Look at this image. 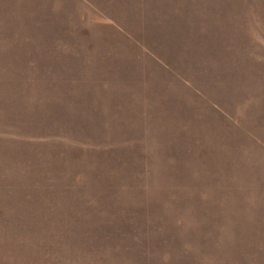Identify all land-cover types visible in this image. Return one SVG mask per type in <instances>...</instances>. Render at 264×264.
Instances as JSON below:
<instances>
[{"label":"rangeland","instance_id":"1","mask_svg":"<svg viewBox=\"0 0 264 264\" xmlns=\"http://www.w3.org/2000/svg\"><path fill=\"white\" fill-rule=\"evenodd\" d=\"M0 173V264H237L176 192L264 234V0H0Z\"/></svg>","mask_w":264,"mask_h":264},{"label":"trees","instance_id":"2","mask_svg":"<svg viewBox=\"0 0 264 264\" xmlns=\"http://www.w3.org/2000/svg\"><path fill=\"white\" fill-rule=\"evenodd\" d=\"M32 75V76H31ZM30 76H25L26 80H27V84H31L34 82H37L38 80H46L51 76H48L46 74H31ZM72 98V95L69 97V99ZM51 123H56V121H52ZM67 124V123H66ZM70 123L68 122V125ZM104 124V123H103ZM110 127L117 128L120 127L121 129H124L125 126L123 125V123H118V124H109ZM121 143L123 144L124 147H138L139 145L142 144V141L144 140H134V141H129L127 138L125 137H121ZM131 139V138H130ZM159 140V139H158ZM158 140L156 139H150L149 143H152L153 145V149L154 152H152V155L150 158H152V160H156L158 162L161 161H165L168 162L169 164L172 163V161H174L175 159H179V162H185L187 160L188 156H181L180 155H176L175 157L171 154V152H164V151H160L155 144H159ZM121 144V145H122ZM145 144H147V141H145ZM150 152V151H149ZM136 154V153H135ZM103 161V160H102ZM157 162V163H158ZM111 166H115L117 167L118 164L115 163V160H111L110 162ZM119 166V165H118ZM120 167L124 168L126 172H128V170L130 168L128 167H123L120 165ZM124 169H122L124 171ZM128 169V170H127ZM168 169V170H167ZM167 169H159V173L162 174V172H165L167 177L169 174L170 180H175V178H177V175L179 174V172L181 171L179 168H173L171 165V168H167ZM155 170V168L153 169ZM116 171V170H115ZM130 171V170H129ZM149 171V170H148ZM198 174L203 175V180L204 182H208L211 181L212 179V175L211 174H215L217 171L214 170H200L197 171ZM146 173V172H145ZM194 174H197L196 172ZM48 174L46 173L45 178H47ZM138 173H135L134 170L133 172L129 175L128 172V177L130 181H134L137 178ZM4 179V175L2 173H0V180ZM180 182L182 185H186L189 186V188L191 187V185H187L188 180L184 179V178H179ZM216 181V180H215ZM184 184H183V183ZM209 183V182H208ZM202 184L201 185V189L200 192L204 193L207 191L212 189L211 192L214 194V192L216 191V187L217 185L220 184H216L215 186L209 184ZM191 190H189L190 192ZM178 194V201H180L179 203L183 202L185 203L188 207L191 206L192 208L195 209V211H193V214L196 215V210L198 209V213L199 216L202 218V223H209L211 224V226L209 225L210 228V235H211V240L213 241L212 243L214 244L213 250L216 251H220V249L222 247H225V249H223V251L219 252V254H222L225 257H221L223 258V260H225L226 262H230V263H245V261L247 262L248 260L250 262H254V261H259V262H264V234H255L253 233V229H252V219L249 218L250 216L248 215V219H242L240 217V212L244 210V208H241L239 205L238 200H236L234 197L233 198H229L227 199V201H220L217 199H214L212 196L209 199H206V201H201L198 204L195 201H192L193 196H189L187 193H182L181 194V198L178 192H176ZM217 194L219 195V192H217ZM248 203V202H247ZM243 207V206H242ZM197 216V215H196ZM195 219V216H194ZM209 221V222H208ZM213 224H215L213 226ZM226 230L228 234L223 233L222 231ZM244 236L247 237L248 239H246V242L248 244L247 247L246 244H244L241 240V245L247 248V250L244 251H239L237 243L238 241H240V237ZM196 238L200 239V237L196 236ZM221 239V241H218V239ZM252 238V239H250ZM251 241V243H250ZM263 241V242H262ZM236 243V244H235ZM240 244V243H239ZM230 246L233 249V253H232V249L230 251V249L226 246ZM227 249V250H226ZM229 249V250H228ZM248 261V262H249ZM258 262V263H259Z\"/></svg>","mask_w":264,"mask_h":264}]
</instances>
